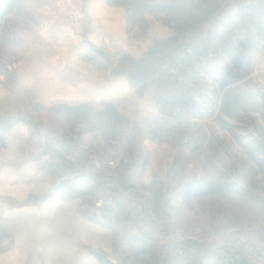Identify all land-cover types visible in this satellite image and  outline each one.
<instances>
[{
  "label": "rangeland",
  "instance_id": "obj_1",
  "mask_svg": "<svg viewBox=\"0 0 264 264\" xmlns=\"http://www.w3.org/2000/svg\"><path fill=\"white\" fill-rule=\"evenodd\" d=\"M0 264H264V0H0Z\"/></svg>",
  "mask_w": 264,
  "mask_h": 264
}]
</instances>
